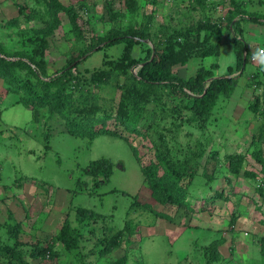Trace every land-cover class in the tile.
<instances>
[{
  "label": "rangeland",
  "instance_id": "rangeland-1",
  "mask_svg": "<svg viewBox=\"0 0 264 264\" xmlns=\"http://www.w3.org/2000/svg\"><path fill=\"white\" fill-rule=\"evenodd\" d=\"M22 1L0 0V42L9 51L24 48L31 51L41 42L36 29L49 23L46 0H26L27 8L19 11L16 3ZM60 1L64 4L77 2ZM137 1L138 8L133 14L128 12L123 0H85L83 6H77L83 17L85 41L91 36L104 34L113 25L125 27L131 23L141 24L147 19L151 21L148 27L153 36H167L175 29L187 27L190 37L194 38L200 21L205 17L210 21L224 22L226 11L236 9L232 0H204L203 3L196 0ZM234 1L246 12L264 11V0ZM107 4H111L116 12H124L125 16L113 22L107 13ZM60 19L61 23L53 33L44 37L46 43L42 57L47 62L48 73L61 67L70 55L76 53L71 52L72 48L80 46L74 43L66 14L60 13ZM243 27V36L256 55L247 63V71L238 77L232 93L217 100L203 123L197 120L184 124L173 136L167 127L173 120L184 119L186 110L179 116L161 110L152 113L157 116V126L164 127L174 158L191 154L199 140L207 143L204 155H208L207 151L216 153L209 155V161L207 157H199L200 169L203 163L209 170L214 163L219 167L225 153L246 152L242 169H253L259 177L261 163L254 159L251 151L260 149L264 157V112H255L250 105L255 103L260 111L264 110V54H260L264 51L259 52L258 49L259 46L264 48V26L247 21L243 22ZM123 44L120 42L89 51L78 64L79 71L89 75L90 70L106 67L104 59L117 58ZM146 44L153 45L151 42ZM141 47L139 44L134 46L135 56L143 54ZM226 55L216 60L223 63ZM214 60L215 57H191L186 63L178 64L175 71L187 77L200 64L208 66ZM250 70L259 72L262 81L257 85L249 77ZM222 72L219 70L217 73ZM92 89L96 91L98 88L93 85ZM99 94L101 104H115L119 89L107 84ZM18 95L8 90L0 78L1 247L4 243L14 245L33 264H109L125 250H128L130 261H141L142 264H264V198L254 191L259 178L233 176L226 169H220L215 172L211 187L213 190L222 189L227 198L217 196L206 203L203 198H190L193 211L184 206L177 208L161 204L151 196L150 186L124 138L99 133L90 142L87 136L65 131L64 122L57 114L46 120L42 116L39 122H35L30 108L21 102L13 103ZM174 99L169 101V107L176 104L177 99ZM177 105H181L180 102L177 101ZM152 106L150 103L149 107ZM148 121L142 118L141 124L144 126ZM106 125L128 136L129 142L137 147L142 164L154 159V148L148 139L126 131L113 119H108ZM102 156L113 161L112 172L108 180L98 176L99 182L94 184L93 176L85 173L84 167L92 159ZM216 159L219 161L217 164ZM24 175L34 181H24L20 178ZM226 176L231 178L230 183ZM204 181L200 174L194 178L199 195L204 194L202 189L207 186ZM77 206L93 208L99 215L96 220L77 222ZM233 212L237 217L232 226ZM65 219L83 235L74 251L53 240ZM7 221L20 222L17 238L7 232ZM126 224L133 225L135 230L127 234ZM118 229H124L119 245L106 255H97L95 247L103 244L101 241ZM220 238H223L219 246L222 259L208 263L206 247ZM47 243H50L52 251H57L53 258L48 253L44 257L31 256V250ZM0 264L21 263L16 258L0 257Z\"/></svg>",
  "mask_w": 264,
  "mask_h": 264
},
{
  "label": "trees",
  "instance_id": "trees-1",
  "mask_svg": "<svg viewBox=\"0 0 264 264\" xmlns=\"http://www.w3.org/2000/svg\"><path fill=\"white\" fill-rule=\"evenodd\" d=\"M196 1L204 2V0ZM231 2L234 3L236 9L226 11L224 22L222 20L210 21L208 17H205V20L200 21L194 38L190 37L187 27L175 29L167 36H153L148 27L151 21L147 19L141 24L131 23L125 27L113 25L104 34L91 36L85 41L82 27L83 17L77 7L83 6L85 0H77L76 4L75 2L64 4L60 0H46L45 8L49 23L45 27L36 29V32L41 35V42L36 47H33L31 51L25 48L9 51L0 42V78L8 90L19 93L13 103L21 102L30 108L35 122H39L42 116L46 120L53 114H57L64 122L65 131L87 136L90 142L99 133L124 138L130 145L150 186L151 196L161 204H170L177 208L184 206L193 211L190 198H203L205 203L217 196L227 198L222 189L213 190L211 187L216 177L215 172L220 169H226L233 176L259 178L260 182L254 187V191L264 198V157L260 149L251 151L254 159L261 163L259 177L257 171L253 169H242L246 160V152L225 153L221 162L216 159V164L220 163L219 167L214 163L209 170L206 163H203L200 169L198 158L203 156L206 159L207 157L209 161V155H216V153L207 151L208 155H204L207 143L197 140L198 145L191 154L184 155L182 158H174L167 144L164 127L157 126V116L152 113L161 110L179 116L186 110L187 115L184 119L178 122L173 120L167 127L168 131L175 136L184 124L197 120L203 123L213 111L217 100L232 93L238 77L247 71V63L251 61L252 56L256 55L252 54L248 41L243 36V22L264 23V11L246 12L238 7L237 2L236 4L234 0ZM16 4L19 11H22L27 8L28 2L23 0ZM123 4L129 13L133 14L137 11V0H123ZM106 9L109 19L113 22L118 17L125 16L124 12H116L111 4H107ZM60 13L66 14L74 43L80 46L76 45V48H72L71 52L76 53L70 55L61 67L48 73L47 62L42 57L46 43L44 37L52 34L60 25ZM151 16L149 14V17ZM228 36L229 41H227ZM213 37L216 38L213 39ZM120 42L124 44L117 58H107L105 55L103 64L106 67L90 70L89 75H84L79 71L78 64L89 54V51L100 50ZM146 42H151L153 45H147ZM226 43L232 46L235 62L228 64L224 73L216 75L218 68L216 59L221 47ZM137 44L142 46L143 54L140 56L133 54V48ZM259 48L264 51L261 46ZM191 57H215V60L211 61L208 66L200 64L195 72L187 77L178 75L175 71L176 66L186 63ZM134 68H136L135 71ZM234 71L238 73L234 74ZM250 71L249 77L254 79V85H257L262 81L259 72ZM210 77L213 78L208 80ZM92 84L98 88L96 91L92 89ZM107 84L114 89H119V98L115 104L103 105L99 100V91ZM174 98L181 105H177L176 101V104H171L169 107V101H175ZM150 103H153L152 107H149ZM250 106L255 112H264V110L260 111L261 109H258L255 103ZM142 118L149 120L144 126L141 124ZM108 119H113L126 131L140 134L141 137L148 139L154 148V159L147 164H142L137 147L129 142L127 135L107 127ZM97 124L99 125L96 126ZM112 167L113 161L109 157L102 156L92 159L84 167V171L92 175V181L97 184L98 176H103L104 181L108 180ZM199 174L205 178L204 182L207 185L202 189L203 195L197 193L196 185L193 183L194 178ZM20 178L24 181H34L27 175ZM226 181L230 183L231 178L226 176ZM210 190L213 191L209 193ZM234 212L231 217L232 226L237 217ZM97 215L99 213L93 208L84 206L75 208V218L80 223L84 220H96ZM171 218L169 216V220ZM20 225V222L10 221L5 224L9 235L16 238L21 229ZM133 230H135L133 225L126 224L127 234ZM123 231L118 229L112 236L104 238L101 241L103 244L95 247L96 254L106 255L119 245ZM82 236L81 231L65 219L53 240L58 241L67 250L74 251L78 248ZM126 241H130L128 236H126ZM222 242L223 238L214 239L207 245L208 263L222 259V252L219 249ZM46 253L53 258L57 251L51 250L50 243L45 246L38 245L30 251L31 256L44 257ZM0 257L16 258L21 264H33L9 243H4L3 247L0 246ZM109 264L142 263L141 261H130L128 250H125L121 256L111 260Z\"/></svg>",
  "mask_w": 264,
  "mask_h": 264
},
{
  "label": "crops",
  "instance_id": "crops-1",
  "mask_svg": "<svg viewBox=\"0 0 264 264\" xmlns=\"http://www.w3.org/2000/svg\"><path fill=\"white\" fill-rule=\"evenodd\" d=\"M263 24V26H264V23H262ZM254 39V38H253ZM256 39V38H255ZM254 39V40H255ZM225 47H227V48H225ZM263 48V47H262ZM254 52L252 51V54H253ZM227 54V55H226ZM254 54H256V53H254ZM253 54V55H254ZM260 54H264V52L263 53H260ZM224 55H226V57H227V59L225 60V62H223V63H219V61H218V68H217V72H219V70H223V72L222 73H224V71L226 70V66L228 65V64H234V62H235V55H234V53H233V49H232V46L230 45V43H226V44H224L222 47H221V50H220V54H219V56H224ZM218 56V57H219ZM224 68V69H223ZM219 74H221V73H216V75H219Z\"/></svg>",
  "mask_w": 264,
  "mask_h": 264
},
{
  "label": "built area",
  "instance_id": "built-area-1",
  "mask_svg": "<svg viewBox=\"0 0 264 264\" xmlns=\"http://www.w3.org/2000/svg\"><path fill=\"white\" fill-rule=\"evenodd\" d=\"M259 52H263V49L259 48ZM252 58H254V56H252Z\"/></svg>",
  "mask_w": 264,
  "mask_h": 264
},
{
  "label": "water",
  "instance_id": "water-1",
  "mask_svg": "<svg viewBox=\"0 0 264 264\" xmlns=\"http://www.w3.org/2000/svg\"><path fill=\"white\" fill-rule=\"evenodd\" d=\"M151 56H152V55H151ZM243 66H244V62H243V64H242V67H243ZM242 67H241V68H242ZM212 78H213V77H210L208 80H211Z\"/></svg>",
  "mask_w": 264,
  "mask_h": 264
}]
</instances>
